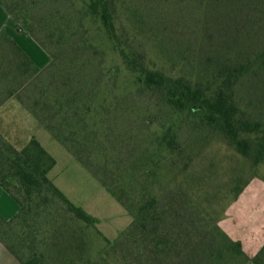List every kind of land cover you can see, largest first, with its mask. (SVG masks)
Listing matches in <instances>:
<instances>
[{
  "label": "trees",
  "instance_id": "obj_1",
  "mask_svg": "<svg viewBox=\"0 0 264 264\" xmlns=\"http://www.w3.org/2000/svg\"><path fill=\"white\" fill-rule=\"evenodd\" d=\"M78 1L82 16L102 25L113 53L136 76V92L156 97L168 113L153 139L154 152H141L125 180L117 173L116 181L104 183L132 216L120 243L103 237L109 251L130 247L125 264L248 260L241 242L227 238L201 203L223 205L234 200L247 184V180L233 183L240 180V171L248 167L254 172L264 166V0H151L191 8L199 16L194 38L179 41L186 46L179 52L191 54L192 65L203 72L196 79L150 67L135 36L118 33V7L124 0ZM62 2L0 0L16 30L31 37L50 57L48 65L39 67L6 32L0 33V109L14 101L23 104L37 127L56 131L75 153L77 148L79 152L88 148L87 133L93 132L101 110L108 107L95 109L90 53L75 43ZM182 131L191 138L183 139ZM211 137L237 154L242 164L235 169L233 182L225 183L227 190L220 184L215 193L204 195L202 191L217 175L214 172L221 170L213 161L196 162L202 143ZM190 140L197 151L189 149ZM169 160L180 169L174 179L184 191V211L201 207L200 217L185 216L182 206H173L172 201L161 204L154 193L160 165ZM55 164L33 135L23 145L0 140V189L19 206L12 218L0 216V241L22 264H82L92 231L102 236L97 219L75 205L49 177ZM250 261L264 264V245Z\"/></svg>",
  "mask_w": 264,
  "mask_h": 264
},
{
  "label": "rangeland",
  "instance_id": "obj_2",
  "mask_svg": "<svg viewBox=\"0 0 264 264\" xmlns=\"http://www.w3.org/2000/svg\"><path fill=\"white\" fill-rule=\"evenodd\" d=\"M62 4L70 29L75 34V43L83 46L88 55L90 53L89 80L95 86V109L104 104L108 108L101 110L96 125L92 127L93 132L87 133L88 148L80 152L78 148L74 153L64 146L56 131L37 127L27 109L17 101L0 109V140L23 145L30 136H35L56 161L49 172L51 180L75 205L97 219L96 225L102 236L92 231L89 253L84 255L82 264H125L132 249L124 246L117 253H112L105 238L111 243H120L132 216L111 195L104 183L116 181L117 173L121 180H125L133 171L132 163L139 159L141 152L148 155L154 152L153 139L159 134L160 124L167 119L168 113L156 97L136 92V76L126 71L121 59L113 53L102 25L82 16L81 3L78 0H63ZM193 12L191 8L158 4L151 0H124L118 7L116 27L120 35L127 33L135 36L140 44L137 45L138 49L145 51L149 57L150 67L164 68L173 76L185 75L196 79L203 72L197 65H192L191 54L179 52V47H186L179 45V41L183 43L194 38L192 33L197 30L199 16ZM0 23L11 26V21L6 18L0 17ZM93 52L98 55H92ZM112 67H116V70H112ZM181 135L183 139L191 138L186 131H182ZM191 140L189 149L194 147L197 151V144L194 145ZM91 147L93 153L90 154ZM202 148L196 162L207 165V161H213L221 170L220 173L214 172L216 177L201 194L215 193L220 184H224L222 190H227L229 186L225 183L229 180L233 182L235 169L242 164L240 157L216 137L206 139ZM158 157L159 154H155L156 160ZM169 162L160 165L154 193L161 204L172 201L170 204L173 206H182L185 216L188 213L194 219L200 217L198 212L202 210L201 207L184 211V191L179 185L176 186L174 179L180 169ZM118 163L123 165L116 170ZM253 173L256 176L251 178ZM239 177L240 180L238 178L233 183L240 184L247 180V184L237 198L223 205L207 202L201 205L204 213L216 220V226L227 238L231 239L222 228L241 242L244 251L255 253L248 256L243 251L248 260L240 258L233 263L246 264L252 263L250 259L264 245V166L254 172L246 167L243 173L240 171Z\"/></svg>",
  "mask_w": 264,
  "mask_h": 264
},
{
  "label": "crops",
  "instance_id": "obj_3",
  "mask_svg": "<svg viewBox=\"0 0 264 264\" xmlns=\"http://www.w3.org/2000/svg\"><path fill=\"white\" fill-rule=\"evenodd\" d=\"M0 17L6 18L11 21V26L8 24L0 23V33L6 32L29 56L30 58L39 66L44 67L49 62V57L47 53L28 35L24 32H18L14 21L9 16V14L0 6ZM19 211V206L16 201L3 189H0V216L5 219H10L16 215ZM223 222L220 223V226ZM222 228V226H221ZM222 230L233 240H236L230 232L227 230ZM238 241V240H236ZM243 249V247H242ZM244 251V250H243ZM248 256H252L255 253L246 252ZM0 264H22L0 241ZM252 264V263H246Z\"/></svg>",
  "mask_w": 264,
  "mask_h": 264
}]
</instances>
